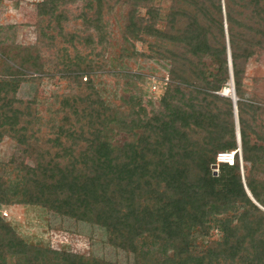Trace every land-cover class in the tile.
Wrapping results in <instances>:
<instances>
[{
    "label": "trees",
    "instance_id": "1",
    "mask_svg": "<svg viewBox=\"0 0 264 264\" xmlns=\"http://www.w3.org/2000/svg\"><path fill=\"white\" fill-rule=\"evenodd\" d=\"M161 1L43 0L34 45L0 27V144L22 152L0 162V208L101 228L131 264H264V98L246 86L264 0ZM141 62L168 72L157 100L126 72H156ZM106 77L123 81L118 101ZM47 79L61 88L19 98ZM0 264L118 263L29 243L0 213Z\"/></svg>",
    "mask_w": 264,
    "mask_h": 264
},
{
    "label": "rangeland",
    "instance_id": "2",
    "mask_svg": "<svg viewBox=\"0 0 264 264\" xmlns=\"http://www.w3.org/2000/svg\"><path fill=\"white\" fill-rule=\"evenodd\" d=\"M43 0H0V27H13L16 32L15 41L19 45H34L37 39L35 24L37 22V5ZM127 1V0H125ZM164 13L167 11L170 0L161 1ZM145 52L146 47L138 45ZM144 67H151L153 63H139ZM155 73L142 72L137 66L129 65L131 74H141L145 78L143 83H136L137 88H142L148 98L157 100L163 93L168 82V72L155 65ZM246 81L247 89L264 98V53L255 56L248 69ZM104 84L114 94L117 101L124 96L123 81L106 77ZM120 86L117 87V84ZM61 88L59 80H45L40 86L37 84H25L19 94V98L31 100L38 93L41 97H48ZM232 94V93H231ZM231 94L229 96H231ZM127 95V94H126ZM127 138L117 137V144L121 145ZM22 152L11 140L5 139L0 144V162L21 161ZM215 172L219 171L214 169ZM258 178L264 183V176ZM6 212L7 217L4 213ZM0 213L5 221L29 242L43 245L56 250L70 251L82 255H93L104 258L118 264H131L126 255L116 251L107 244L105 230L91 225L77 223L75 221L60 218L46 210L33 206H14L0 208Z\"/></svg>",
    "mask_w": 264,
    "mask_h": 264
},
{
    "label": "water",
    "instance_id": "3",
    "mask_svg": "<svg viewBox=\"0 0 264 264\" xmlns=\"http://www.w3.org/2000/svg\"><path fill=\"white\" fill-rule=\"evenodd\" d=\"M230 71H231V85L233 86L234 95L233 96H228V95H225V93H223L222 95L231 98L233 100V102H234V109H235V115H236V124H237V133H238V142H239V149L241 151L242 150L241 149V138H240V128H239V121H238V111H237V101H238V99L236 97V92H235V85H234V78H233V69H232V60H231V57H230ZM215 169H216V167H215ZM215 173H217V172H215ZM248 194L251 197V199L254 201V199L252 198V196L250 195L249 192H248Z\"/></svg>",
    "mask_w": 264,
    "mask_h": 264
},
{
    "label": "built area",
    "instance_id": "4",
    "mask_svg": "<svg viewBox=\"0 0 264 264\" xmlns=\"http://www.w3.org/2000/svg\"><path fill=\"white\" fill-rule=\"evenodd\" d=\"M225 93V91H224ZM235 156L236 152H230V153H221L217 157V166L216 169L219 168L220 165L222 164H228V165H234L235 162ZM218 173V172H217ZM5 217H7L6 212L4 213Z\"/></svg>",
    "mask_w": 264,
    "mask_h": 264
},
{
    "label": "bare ground",
    "instance_id": "5",
    "mask_svg": "<svg viewBox=\"0 0 264 264\" xmlns=\"http://www.w3.org/2000/svg\"><path fill=\"white\" fill-rule=\"evenodd\" d=\"M230 87H231L230 89L225 90V95L229 96L232 93L231 96H233L234 95L233 86L231 85Z\"/></svg>",
    "mask_w": 264,
    "mask_h": 264
}]
</instances>
